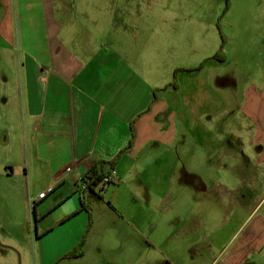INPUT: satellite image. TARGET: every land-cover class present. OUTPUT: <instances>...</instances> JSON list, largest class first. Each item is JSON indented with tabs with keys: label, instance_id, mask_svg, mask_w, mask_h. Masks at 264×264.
<instances>
[{
	"label": "crops",
	"instance_id": "1",
	"mask_svg": "<svg viewBox=\"0 0 264 264\" xmlns=\"http://www.w3.org/2000/svg\"><path fill=\"white\" fill-rule=\"evenodd\" d=\"M204 1L27 2L41 16L24 17L17 36L9 17L0 20V123L10 153L0 160V264H100L103 253L93 245L102 226H113L116 239L129 227V240L136 230L155 240L157 216L166 246L180 241L173 258L183 261L184 247L216 226L217 207L235 218L245 202L236 183L259 181L264 145L246 153L218 141L220 116L236 110L219 96L226 52L223 62L208 59L221 48L195 9ZM17 42L21 58H5L7 65L3 58ZM112 160L102 169L115 171V183L83 208L79 180L92 165ZM84 226L91 230L77 250Z\"/></svg>",
	"mask_w": 264,
	"mask_h": 264
},
{
	"label": "rangeland",
	"instance_id": "2",
	"mask_svg": "<svg viewBox=\"0 0 264 264\" xmlns=\"http://www.w3.org/2000/svg\"><path fill=\"white\" fill-rule=\"evenodd\" d=\"M36 1L38 0H11L9 4L1 5L0 3V20L5 16L4 19L8 21L9 17L12 21L13 31L17 36L23 30L24 17L41 16V8L23 6L27 2L34 3ZM195 9L199 14H204L205 31H214L220 37L221 53L224 56V52H226V57L229 59L227 66L220 68L222 84L219 96L225 101L230 98L236 113L231 116L224 114L220 116L218 141L242 148L246 153H249V148L264 145V40H254L257 35L264 37V0H205L204 4L195 7ZM229 51L230 54H228ZM21 53V47L17 42L12 46L10 55L4 56L3 59L5 62V58H7V62L12 63V60L17 62L21 58ZM228 78L236 79L235 86L230 85ZM0 84L1 106L5 94L1 81ZM232 92L233 97H230ZM2 110L0 109V113ZM7 138V132L0 123V160H3L4 157L6 159L10 155L6 150ZM17 151L19 152V150ZM257 172H261L258 174L261 178L258 182L253 183L254 185L248 187V183H236L237 193L244 198L245 202L236 209L235 218L229 215L226 206L217 207L214 210L216 226H212L216 230L209 228L205 232L202 230L200 233L204 240L199 238L200 241H194V244L189 243L187 248L184 247L185 255L183 254V256L187 261L185 258L183 261L173 258L176 249H180V241H174L170 247L166 246L161 233L164 226L160 223L161 216H157L158 226L155 240L144 241L143 237L147 233L136 230L133 234L135 239V243H133L134 239H130V241L129 238L124 237V233L129 231V227L121 228L123 238L116 239L110 231L113 226H102L99 232V236L102 238L96 245H93L94 250L103 253L98 254L100 264H264V168H258ZM110 186L107 185L104 189L108 190ZM51 195L53 193L48 194L44 200L35 203L39 205ZM99 206L104 210V205L99 204ZM24 209L27 211V208ZM251 211L253 213L247 219ZM28 212L31 222L29 227L33 230V216L36 214L33 204ZM2 220L4 221L5 217ZM79 220L77 218L74 222H79ZM224 223H228L230 227L224 229ZM26 227L28 226H24V228ZM90 227H83L79 242H85L91 230ZM189 228L190 231H195L192 226ZM55 234L56 231L51 232L44 237V240H50ZM132 245H134L133 248ZM26 253L30 252L26 251ZM90 256V258L95 256L92 250ZM73 263L90 264L88 261L77 260ZM61 264L68 263L64 260L61 261Z\"/></svg>",
	"mask_w": 264,
	"mask_h": 264
},
{
	"label": "trees",
	"instance_id": "3",
	"mask_svg": "<svg viewBox=\"0 0 264 264\" xmlns=\"http://www.w3.org/2000/svg\"><path fill=\"white\" fill-rule=\"evenodd\" d=\"M208 59H215L217 61L223 62L224 61V56L221 53V49L218 53L214 54L212 57ZM207 60V59H206ZM205 60V61H206ZM203 62L200 63L196 68H190V69H182L183 71L186 72H192L195 70H198L202 67ZM177 71V70H176ZM175 71V72H176ZM170 85H174L172 82ZM115 160L109 161V162H99L90 167V169L84 174L82 179L84 180L85 183V188L82 190V207L88 210V207L86 205V201L89 199V197H99L98 192L101 191L104 187L105 184L101 183V178L106 172L103 171L102 169V164L103 163H108L111 166L114 164ZM108 185V184H106ZM36 220V219H34ZM84 241H81L78 243V248L77 250H81V247L83 246ZM75 255V252H70L66 254V257H73Z\"/></svg>",
	"mask_w": 264,
	"mask_h": 264
},
{
	"label": "built area",
	"instance_id": "4",
	"mask_svg": "<svg viewBox=\"0 0 264 264\" xmlns=\"http://www.w3.org/2000/svg\"><path fill=\"white\" fill-rule=\"evenodd\" d=\"M66 171H71V167H67ZM116 181V177H115V171L111 170L110 172L104 174L101 178V183L102 184H112L115 183ZM85 188V183L84 180L81 178L78 182V184L76 185V190H80L82 191Z\"/></svg>",
	"mask_w": 264,
	"mask_h": 264
}]
</instances>
